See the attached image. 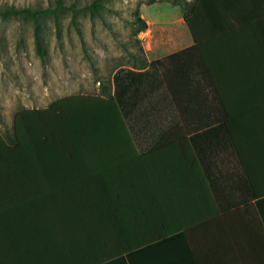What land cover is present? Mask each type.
Masks as SVG:
<instances>
[{"label": "crops", "instance_id": "1", "mask_svg": "<svg viewBox=\"0 0 264 264\" xmlns=\"http://www.w3.org/2000/svg\"><path fill=\"white\" fill-rule=\"evenodd\" d=\"M240 10L255 16L253 8ZM175 19V25L184 24L182 14ZM192 45L190 37L170 53L154 46L145 60L154 61ZM245 47L249 56L253 43ZM238 77L232 75L227 91L253 103L257 95L249 83L238 86ZM143 90L151 91L142 101L150 117L135 126L134 135L83 139L79 127L80 139L72 142L70 154L40 156L38 163L37 157L28 154L23 169L10 170L8 179L0 173V217L27 220L30 204L43 203L49 208L40 213V223L61 239L74 238L64 247L65 257L72 249L74 258L84 257L87 263L122 264L119 259L129 246L156 242L150 254L160 260L156 264H190L189 251L199 264H264V138L252 133L248 144L236 140L243 147L235 153L222 126L207 128L201 116L190 123L194 133L188 135L184 125L176 122V113L158 82L147 83ZM94 91L72 96L111 101L100 96L104 91L113 96L114 87L109 80L98 81ZM105 105L90 101L85 107L78 102L76 128L83 121L93 126L94 121L99 124L96 119H107ZM184 111L201 113L199 109ZM250 111L239 120L246 126L250 123L253 130L264 120V107L260 113ZM36 193L43 195L39 198Z\"/></svg>", "mask_w": 264, "mask_h": 264}, {"label": "trees", "instance_id": "2", "mask_svg": "<svg viewBox=\"0 0 264 264\" xmlns=\"http://www.w3.org/2000/svg\"><path fill=\"white\" fill-rule=\"evenodd\" d=\"M171 5L180 8L193 45L150 62L135 59L138 64L130 69L119 68L109 80L114 87L113 96L107 95L106 91L104 96H100L111 101L94 96H69L51 102L44 109L16 111L10 131H0V173L6 174L5 179L9 178L10 170L24 168L28 154L37 157V163L40 156L54 158L56 154H70L72 142L80 139L77 134L79 127L83 129V139L134 135L135 126L145 120L147 115L150 117L142 101L150 97L151 91L145 92L143 88L147 83L156 81L176 113V122L184 125L188 135L194 133L190 123L193 125L195 119L201 116L207 128L222 126L235 153L240 152L239 146L243 147L236 140H245L248 144L247 137L253 136L252 133L264 138V120L253 130L250 123L246 126L239 120L249 115L251 109L260 113L264 107V0H173ZM61 7L58 2L52 13L61 11ZM247 8H253L255 16L245 15L240 10ZM47 14H50L49 9H9L2 14L4 17L28 18L33 23L34 43L40 59L45 57L40 21ZM135 21L139 24L136 34L147 29L138 14ZM247 42L253 43V47H249V56L245 47ZM230 45L235 48L228 47ZM247 58H250L249 61ZM233 74H239L238 86H247L249 83L254 96L258 97L252 98L253 103L248 104L247 98L242 95L234 98L229 94L227 90H231ZM101 88L107 89V86L102 85ZM90 101L106 104L108 118L96 119L99 124L94 121L93 126L83 121L84 124L76 128V104L80 102V106L86 107ZM184 109H199L201 113H186ZM81 112L85 113L86 110ZM36 195L40 198L43 194ZM30 206L26 213L30 218L27 220L22 217L19 220L0 217V264H95L85 262L84 257L74 258V253H70L75 252L72 249L65 257L64 247L74 238L61 239L50 233L47 225L40 223V213L49 207L40 202L31 203ZM20 213L23 211L17 212ZM153 243L156 242L139 247L129 246L119 262L156 264L159 259L150 255L151 248L156 245L152 246ZM71 254V258H68ZM187 260L190 264H199L191 251Z\"/></svg>", "mask_w": 264, "mask_h": 264}, {"label": "rangeland", "instance_id": "3", "mask_svg": "<svg viewBox=\"0 0 264 264\" xmlns=\"http://www.w3.org/2000/svg\"><path fill=\"white\" fill-rule=\"evenodd\" d=\"M58 2L62 10L54 14ZM172 2L0 0V131L10 128L19 109H42L75 94H93L98 81L110 80L120 67L137 66L135 59L149 57L154 46L170 53L189 41L184 24H174L182 12ZM9 9L50 10L40 21L44 59L36 53L33 23L4 17ZM137 14L147 26L138 34Z\"/></svg>", "mask_w": 264, "mask_h": 264}]
</instances>
